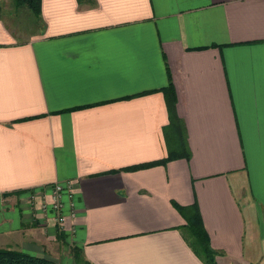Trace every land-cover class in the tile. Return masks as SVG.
<instances>
[{
    "label": "crops",
    "instance_id": "crops-1",
    "mask_svg": "<svg viewBox=\"0 0 264 264\" xmlns=\"http://www.w3.org/2000/svg\"><path fill=\"white\" fill-rule=\"evenodd\" d=\"M13 2L0 0V247L206 264L176 201L198 204L218 264H264V0H41L39 16ZM170 80L191 155L128 169L168 155ZM68 181L60 222L43 202Z\"/></svg>",
    "mask_w": 264,
    "mask_h": 264
},
{
    "label": "trees",
    "instance_id": "trees-1",
    "mask_svg": "<svg viewBox=\"0 0 264 264\" xmlns=\"http://www.w3.org/2000/svg\"><path fill=\"white\" fill-rule=\"evenodd\" d=\"M18 4H26L39 16L41 13V0H15ZM166 103L168 106L170 122L164 126V134L168 146V155L162 159H157L145 163L128 166V169L147 167L157 163H167V161L179 157H190L191 150L188 142V133L184 119L178 113L177 91L172 80L162 87ZM85 106V105H82ZM81 107V106H78ZM77 108V107H74ZM28 118V117H26ZM25 119V118H24ZM174 204L187 219V239L195 252L206 264H218L216 260L217 250L211 245L209 233L205 227L201 211L197 203L183 205L176 201ZM76 264H94L85 259L80 250L75 252ZM0 264H58L54 259L26 252L21 249L0 247Z\"/></svg>",
    "mask_w": 264,
    "mask_h": 264
},
{
    "label": "built area",
    "instance_id": "built-area-1",
    "mask_svg": "<svg viewBox=\"0 0 264 264\" xmlns=\"http://www.w3.org/2000/svg\"><path fill=\"white\" fill-rule=\"evenodd\" d=\"M53 188V200L48 203L47 201L43 202L44 209H53L58 213V220L63 222L66 219V215L63 213L64 208V194H68L69 196L72 194L73 183L72 181H68V183L56 182L52 185ZM73 204V203H72ZM74 209H72V214H74Z\"/></svg>",
    "mask_w": 264,
    "mask_h": 264
},
{
    "label": "rangeland",
    "instance_id": "rangeland-1",
    "mask_svg": "<svg viewBox=\"0 0 264 264\" xmlns=\"http://www.w3.org/2000/svg\"><path fill=\"white\" fill-rule=\"evenodd\" d=\"M9 2H10V10H12V4H13L14 2H13V0H9ZM3 12L5 13V10H4V9H3ZM25 17H26V19H28L27 16H25ZM25 17H24V19H25ZM6 18H7L8 21H10V22H13L12 20H14L13 16L9 15V13L6 15Z\"/></svg>",
    "mask_w": 264,
    "mask_h": 264
}]
</instances>
